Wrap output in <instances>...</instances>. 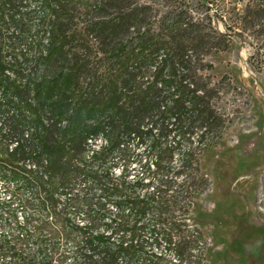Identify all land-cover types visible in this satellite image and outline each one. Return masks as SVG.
Returning a JSON list of instances; mask_svg holds the SVG:
<instances>
[{"label": "trees", "instance_id": "trees-1", "mask_svg": "<svg viewBox=\"0 0 264 264\" xmlns=\"http://www.w3.org/2000/svg\"><path fill=\"white\" fill-rule=\"evenodd\" d=\"M12 1L0 3V162L30 189L23 202L40 219L34 234L31 218L20 223L21 239L0 234V263L65 264L59 243L74 240L73 264H205L201 232L176 213L197 191L198 156L231 122L221 105L237 88L208 58L232 43L214 24L213 0L163 11ZM254 15L249 62L264 71V9ZM142 149L153 159H138ZM32 235L37 248L26 251Z\"/></svg>", "mask_w": 264, "mask_h": 264}, {"label": "rangeland", "instance_id": "rangeland-1", "mask_svg": "<svg viewBox=\"0 0 264 264\" xmlns=\"http://www.w3.org/2000/svg\"><path fill=\"white\" fill-rule=\"evenodd\" d=\"M7 1L0 0V3ZM21 2L29 3L31 9H42L36 0ZM206 2L117 0L125 9L159 11L175 9L179 5L206 9ZM98 3L75 0L72 9H116L101 7ZM9 4L15 7L18 2L13 0ZM209 7L216 13V28L230 35L232 43L227 50L211 54L208 58L214 64L215 76L227 75L237 88L230 90L221 105L231 122L220 142L198 156V171L195 172L197 191L189 208H181L176 215L189 227L201 232L205 243V264H264V71H256L249 62L258 41L253 36L254 11L264 9V0H213ZM4 9L13 8L6 5ZM261 24H264V19L257 25ZM102 142L101 137L96 138L91 148L98 149ZM145 157L153 159L142 149L138 159ZM122 164L115 167L116 174H120ZM94 166L96 168L97 165ZM132 168V173L142 172L139 161H132ZM8 169L0 162V234H14L21 239L26 236V231L20 228V223L27 217L31 218L26 230L34 234L40 215L35 207L23 202V199L31 197L30 189L22 187L16 180L5 178ZM85 183V180H80L78 187ZM108 207L110 219L117 215L116 204L109 203ZM75 219L81 224L86 223L82 217ZM37 245L36 237L32 235L23 248L34 251ZM77 246L74 240L59 243V253L67 257L65 264H73ZM161 251L170 261L174 260L173 253L164 247Z\"/></svg>", "mask_w": 264, "mask_h": 264}]
</instances>
